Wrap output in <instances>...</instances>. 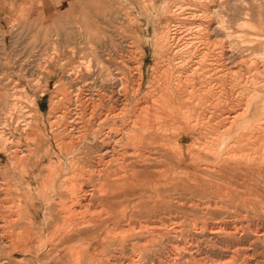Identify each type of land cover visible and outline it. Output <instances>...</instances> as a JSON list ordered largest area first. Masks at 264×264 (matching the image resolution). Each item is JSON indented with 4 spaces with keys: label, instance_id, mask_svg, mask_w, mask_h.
<instances>
[{
    "label": "bare ground",
    "instance_id": "bare-ground-1",
    "mask_svg": "<svg viewBox=\"0 0 264 264\" xmlns=\"http://www.w3.org/2000/svg\"><path fill=\"white\" fill-rule=\"evenodd\" d=\"M227 1L142 0L118 19L91 7L72 30L78 42L51 30L43 87L28 77L41 76L40 61L26 66V86H0V264H264V200L222 209L214 188L220 171L264 175L263 29L236 0L232 30ZM133 46L131 75L119 47ZM22 138L36 141L33 163L15 146ZM190 156L204 162L200 174ZM23 167L39 188L16 192L15 219L1 198L14 190L1 186L13 179L5 169Z\"/></svg>",
    "mask_w": 264,
    "mask_h": 264
},
{
    "label": "rangeland",
    "instance_id": "rangeland-1",
    "mask_svg": "<svg viewBox=\"0 0 264 264\" xmlns=\"http://www.w3.org/2000/svg\"><path fill=\"white\" fill-rule=\"evenodd\" d=\"M91 1L92 2L94 1L92 6H91ZM139 1H142V0H65L64 3L67 4L68 7L66 9H64V8L61 9V8L52 6V2L49 0V1L45 2V4L47 6L44 8H41L39 10V26L37 24H35L36 21L34 19L30 20L27 17L22 16L21 14H18L15 17L10 18V21L8 22V26L6 27V29H0V31H1V33H0L1 42L0 43H2L4 41V43H3L4 45L0 44V82H3V84L1 83V85H0L1 88L5 86L4 83L9 82V84H11L14 82L16 83V81H17V85L22 84L23 86H26L27 81L30 77L35 78V81H37L38 84L40 82L41 87H43V85L45 84V79L47 78V75L51 74L53 72V70L46 65L47 63H44L48 59V53L50 52L46 49L44 42H46L47 39H48L47 42L51 43V42H53V40L56 42V39H54L55 36L50 35L51 30L57 29V28L60 29V31H61L60 32V35H61L60 39H62L65 42L66 41H68L69 43L70 42H72V43L78 42L76 34L73 33L72 30L73 31L81 30L82 26L79 23V21L82 20L83 14L85 12L89 13L91 7L93 8V12L95 13L94 17H96L97 19H103V16H106L107 14H111L113 16V19L115 17L118 19V17L122 16L123 14H128L129 17L135 16V14H137L138 11L140 10V6L138 5ZM241 1H243V0H241ZM244 1L246 4V7L248 8L247 12L252 13V17H250V19L253 18L254 22L256 24L260 25L261 29H263L261 32H260V30H257V32L264 35V0H244ZM227 2H228L227 12L229 15V20L231 21L229 23V25L232 26V30H236V28H237L236 21H234V19H233L234 14H235L234 10H233V6H234L233 4L236 2V0H228ZM229 10H230V12H229ZM117 19H115V20H117ZM90 20L91 19H89L87 17V24L90 22ZM46 29L48 30V32H46ZM37 30H39V31H37ZM245 31H244L245 34L246 33L247 34L253 33V31H251L248 28L245 29ZM2 32H3V34H2ZM2 37H5V38H2ZM44 38L46 40H44ZM133 38L134 37L132 35V39ZM263 40H264V36H263ZM1 46H3V49ZM119 48H121L120 50L123 51V52L121 51V53L123 54V55L121 54V57L123 56L122 60H121V57H119L120 58L119 61H123V62L125 61V64L128 65V67H129L128 69L132 72L131 73V75H132L135 71V66L137 64L136 59L140 58V53L137 49H135L134 46L129 48V49L123 48V47H119ZM41 57H43V58L41 59ZM38 61H40L39 63L41 64L42 69L44 66V69L42 70L43 72H41L42 74L40 73L42 78H41V76L38 77L39 71H37V73H38L37 75H36V73L35 74L32 73L31 74L32 76L30 75V76H28L29 77L28 78L27 74H29L30 71L29 70L26 71V69H27L26 66H28L29 64H33L35 62H36L35 64H38ZM126 62H128V63H126ZM43 63H44V65H43ZM131 63H133V65ZM145 64H146V68H147V66H150L152 64V51L150 48H147V55L145 58ZM241 68H242V70L244 69L243 70L244 72L241 70V73L242 72H243V74L246 73L247 70L243 67H241ZM128 75H130V74H128ZM247 75H249V74H247ZM263 75H264V73L261 76L262 79H264ZM257 76L259 77L260 75H257ZM25 77H27L28 79ZM57 79H58L57 76L54 77L51 81L50 86H52L53 82ZM8 90H9V87H8ZM34 95L36 97H38V94H34ZM42 99L40 100V107L45 113H47L48 108H49V95H47L46 97H44ZM243 102H242L243 104L241 105V107H243V108L240 107L241 108L240 113L244 110V108H245L244 105H246V102L248 103V101H246V100ZM2 113L5 117L7 116L6 112L2 111ZM197 117H198V115L195 116V118H197ZM14 121H15V119H14ZM14 121H12V122H14ZM15 131H17V130H15ZM8 132H10V131L7 130V132H6L7 135H8ZM35 142L36 141H34V140L32 141V139L27 140V139L22 138V140L18 141V143H15L16 148H25V149L29 150V153H30V157H29L30 160L29 161H30V163H33L35 161L33 159V157L35 154L37 155V153H35L37 150L36 148H35V152L32 151L33 153L31 154V150L34 148L33 144ZM249 146H248L247 141L244 140V148L251 150V153L254 151L253 154L255 156V153H256V157H257L260 154L259 153L260 150L256 149V151H255L254 147H251V146L249 147ZM0 150L3 152V150L1 148H0ZM253 154H252V156H253ZM7 158L8 157L4 152L3 153L0 152V161L2 164H4V166L7 163ZM204 165L205 164H204V162H202V160L197 159L193 156L189 157V169H188L189 171L195 170V172L197 171L198 174H200L198 171V168L201 170H204L205 169V168H203V167H205ZM4 166H0V168L2 169ZM195 166H196V169H195ZM28 167H29V165H28ZM1 169H0V173L2 174L3 170H1ZM11 170L12 169H8V170L5 169L4 175H5V177H7V173H8V175L12 176L13 179H11V177H7V179L3 180V183L5 185H2L1 187L4 189L7 188L9 190H14V191L8 193L7 195L4 192V194H2V196H1V198L5 199V202H4V204L6 203L5 206H7V208H9L8 210L10 212V215H14V217L16 219L17 215H15V212H16L17 208L14 207V205L16 204L17 199H18L16 196L17 195L16 192H18L21 195L25 194L28 182H30L33 185V188L36 185L39 188V176H36V179L35 178L33 179V177L30 175H33L36 173H33V170H31V169H27V172H26L24 170V167L21 169V170H24V172L20 171L19 168L15 169V170L13 169L12 172H10ZM215 170L217 171L218 169H215ZM218 174L220 175L218 177L220 179V181H218L219 185L217 188L216 187H214V188H215V190H218V192H216V194L220 193V195L224 196V200H222V202H220L218 204V208L225 209L228 205H231V206L235 205V206H239V207H248V205L250 203L253 204V199L257 200V198H259L258 200H260V199L264 200V196H263L264 195V184H263L264 183V181H263L264 175L260 174L256 169L253 168L251 170V169L245 168V169L241 170L240 173L233 172L232 174H228V175H226L225 172L220 171V172H218ZM250 175H251V177H250ZM27 176H29V177H27ZM255 182H256V184H255ZM232 186H233V189L231 188ZM262 186H263V189H262ZM234 188H236V189H234ZM237 188H238V190H237ZM34 195H36L37 198L39 197L35 193H34ZM37 198H36V200L39 199V198L38 199ZM262 200H260V201H262ZM36 203L39 205V200L36 201ZM39 220L40 219L38 217V222H39ZM20 221L23 223L24 219H21ZM246 224L247 223H245V226H247ZM218 240H212L213 242L205 241L204 243L207 246H211L212 243L214 244L215 242H217V243L221 242V239H218ZM169 245L170 244L166 245L168 247H166V246L160 247L156 251H154L155 248L154 249L152 248L150 250L151 257L154 256V258H156L159 256L160 253L166 252L167 249H165V248H169ZM171 249L172 248H170V250ZM159 251H160V253H159ZM15 256L18 259L23 258V256H21V255H15ZM28 258H31V257L28 256ZM41 258L45 261L46 259H49L50 256H46L45 258L43 256H41ZM38 260H39V257L37 259L33 258L32 262L30 264H39Z\"/></svg>",
    "mask_w": 264,
    "mask_h": 264
},
{
    "label": "crops",
    "instance_id": "crops-1",
    "mask_svg": "<svg viewBox=\"0 0 264 264\" xmlns=\"http://www.w3.org/2000/svg\"><path fill=\"white\" fill-rule=\"evenodd\" d=\"M49 0H0V29H6L10 18L21 14L28 19H34L39 26V10L46 7ZM52 6L66 9L65 0H50ZM65 4V5H64Z\"/></svg>",
    "mask_w": 264,
    "mask_h": 264
}]
</instances>
